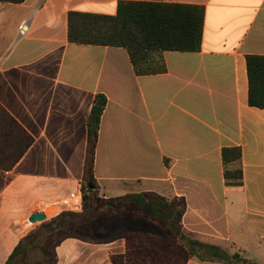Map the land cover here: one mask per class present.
I'll use <instances>...</instances> for the list:
<instances>
[{"label":"crops","instance_id":"obj_1","mask_svg":"<svg viewBox=\"0 0 264 264\" xmlns=\"http://www.w3.org/2000/svg\"><path fill=\"white\" fill-rule=\"evenodd\" d=\"M121 2L203 7L201 51L166 52V73L139 77L124 48L69 41L70 13L115 16ZM253 55L264 56V0L0 3V104L35 139L12 171L0 169V264L32 234L36 213L82 210L87 124L99 94L108 99L94 170L100 196L179 199L186 232L264 264V110L249 105ZM226 147L242 148V186L226 183ZM123 253L124 239L67 236L55 248L56 264H112Z\"/></svg>","mask_w":264,"mask_h":264},{"label":"trees","instance_id":"obj_2","mask_svg":"<svg viewBox=\"0 0 264 264\" xmlns=\"http://www.w3.org/2000/svg\"><path fill=\"white\" fill-rule=\"evenodd\" d=\"M25 1L0 3L18 5ZM68 22L71 43L124 48L137 76H153L167 72L166 52L201 51L205 10L196 5L121 2L115 16L72 12ZM247 65L249 105L264 110V56H249ZM107 104L105 95H97L88 119L82 211H65L44 223L41 230L19 242L5 264H31V253L38 250L47 264H56L50 247L67 236L93 243L124 239L125 253L111 255L112 264H186L194 259L212 264H259L240 252L202 242L186 232L182 226L186 207L179 199L169 201L154 193H130L109 202L98 197L94 170ZM34 143V137L0 104V169L12 171ZM222 162L227 185L242 186V148H224ZM134 213L139 219L132 225ZM103 229L115 234L103 235Z\"/></svg>","mask_w":264,"mask_h":264},{"label":"rangeland","instance_id":"obj_3","mask_svg":"<svg viewBox=\"0 0 264 264\" xmlns=\"http://www.w3.org/2000/svg\"><path fill=\"white\" fill-rule=\"evenodd\" d=\"M97 195H98V197L102 200V201H104V202H109L110 201V199H112V198H110V199H105V198H103V197H101L100 196V192H99V190H98V192H97ZM65 208L64 209H62V205L61 206H52V207H50L49 209H51V208H59V211L57 212V210H56V212H54V213H52V214H50L49 216H48V221H50V220H52L53 218H55V217H57L58 215H60L62 212H65V211H77L75 208L73 209L72 208V206L71 205H63ZM49 209H44L46 212L49 210ZM26 211H27V214L31 211V209H26ZM82 211V210H81ZM80 211V212H81ZM78 212V211H77ZM60 213V214H59ZM47 221V222H48ZM34 230L31 232V233H35V232H37L38 230H41L42 229V226H43V224L44 223H46V222H39V221H34ZM102 232V234L103 235H105V234H110V235H114L115 234V231L114 232H112V231H105L104 229L101 231ZM30 233V234H31ZM88 238H90V236H87ZM93 242H94V240H92ZM264 245V244H263ZM56 246H57V244L55 243V244H53L51 247H50V253H51V255L52 256H54L55 255V248H56ZM264 247V246H263ZM240 249H244V248H242V247H240ZM245 250H247V252H252L251 251V249H245ZM46 259H45V257H44V255H43V253L41 252V251H35V252H33V253H31V258H30V261H31V264H47L46 263V261H45Z\"/></svg>","mask_w":264,"mask_h":264},{"label":"water","instance_id":"obj_4","mask_svg":"<svg viewBox=\"0 0 264 264\" xmlns=\"http://www.w3.org/2000/svg\"><path fill=\"white\" fill-rule=\"evenodd\" d=\"M91 189H93V186H90ZM65 207H62V209H64ZM56 212V208H51L49 209L47 212H40V213H36L32 218L31 221L34 223V221H39V222H47L48 216L52 213Z\"/></svg>","mask_w":264,"mask_h":264},{"label":"built area","instance_id":"obj_5","mask_svg":"<svg viewBox=\"0 0 264 264\" xmlns=\"http://www.w3.org/2000/svg\"><path fill=\"white\" fill-rule=\"evenodd\" d=\"M27 31H28V25H27V24H24V25H22V26L20 27V34H21L22 36H24V35L27 33Z\"/></svg>","mask_w":264,"mask_h":264},{"label":"bare ground","instance_id":"obj_6","mask_svg":"<svg viewBox=\"0 0 264 264\" xmlns=\"http://www.w3.org/2000/svg\"><path fill=\"white\" fill-rule=\"evenodd\" d=\"M57 212L59 211V208H56Z\"/></svg>","mask_w":264,"mask_h":264}]
</instances>
